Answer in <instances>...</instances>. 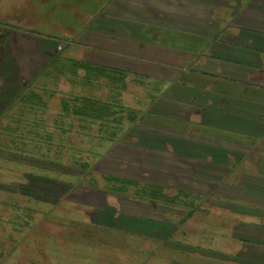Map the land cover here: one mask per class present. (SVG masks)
<instances>
[{
	"label": "crops",
	"instance_id": "crops-1",
	"mask_svg": "<svg viewBox=\"0 0 264 264\" xmlns=\"http://www.w3.org/2000/svg\"><path fill=\"white\" fill-rule=\"evenodd\" d=\"M89 6L60 38L0 22V116L31 95V86L49 90L42 85L51 76L66 87L62 67L70 60L103 70L110 76L92 78L98 86L69 83L76 90L70 95L134 114L100 139L111 151L98 162L106 176L136 182L139 192L153 195L118 194V215L109 204L117 194L104 195L95 209L98 222L90 216L91 223L121 226L173 256L264 264V0H93ZM61 108L63 114V101ZM69 120L70 128L74 120L89 127ZM193 176L208 183L196 184ZM209 192L252 194L218 200L226 205H217L218 216L226 209L230 216H222L232 227L214 239L227 236L236 250L215 251L175 232L200 209L179 200Z\"/></svg>",
	"mask_w": 264,
	"mask_h": 264
},
{
	"label": "rangeland",
	"instance_id": "rangeland-1",
	"mask_svg": "<svg viewBox=\"0 0 264 264\" xmlns=\"http://www.w3.org/2000/svg\"><path fill=\"white\" fill-rule=\"evenodd\" d=\"M89 3L93 0H0V22L33 29L42 37L60 38L74 15L89 8ZM62 71L66 87L51 76L42 85L49 90L31 86L29 90L34 91L26 101L19 99L0 116V264H172L174 260L176 264H227L206 260L198 253L179 255L176 251L173 256L156 246L157 241L125 232L121 226L110 229L91 223L90 216L98 222L95 209L104 203V195L117 194L109 197V204L116 206L117 215L122 213L116 198L120 192L105 180L98 162L111 151L110 145L100 140L97 128L85 130L76 120L70 128L71 120L61 113L62 101H69L75 90L69 83L79 80L70 69ZM63 92H67L65 98ZM128 118L125 113L122 120ZM192 180L201 184L204 178L193 176ZM228 180L233 182L235 177ZM193 195V200H179L200 209L193 220L177 226L178 237L193 235L195 245H208L215 251L236 250L238 245L227 236L214 239L232 227L228 217L222 216H230L229 212L225 209L219 217L217 205L226 206L219 199L248 200L252 194ZM205 233L209 240L201 242Z\"/></svg>",
	"mask_w": 264,
	"mask_h": 264
},
{
	"label": "trees",
	"instance_id": "trees-1",
	"mask_svg": "<svg viewBox=\"0 0 264 264\" xmlns=\"http://www.w3.org/2000/svg\"><path fill=\"white\" fill-rule=\"evenodd\" d=\"M62 65V64H61ZM63 66V65H62ZM63 70L70 69V71L77 76V72L82 69L84 75L79 77L80 84L82 86H94L97 84L95 80L92 78H100V77H109L110 75L105 73L103 70L90 68L86 66L84 63L80 61L70 60L68 63L62 67ZM98 80V79H97ZM100 84H97V86ZM26 96L25 94L20 97V102L23 103L25 101ZM64 111L63 115L69 119L75 118L80 121L89 122V127L86 126L85 130L93 129L94 126H97V136L100 139H104L106 136H110L115 134V130H110L111 125H118L119 122L122 120V117L125 115L126 112L114 104H109L107 102L101 101L99 98L93 96H80V95H70V100H66L63 102ZM113 107V108H112ZM129 120H132L134 114L129 112ZM111 133V134H110ZM108 183H111L112 189L119 191L120 193L126 192L128 189H134L131 194L133 195H153L150 191H144L138 189V183L129 181L126 179H121L118 177L112 176H105V180ZM114 187V188H113ZM125 189V190H124ZM137 189V190H136ZM112 190V191H113ZM130 193V191L128 192Z\"/></svg>",
	"mask_w": 264,
	"mask_h": 264
}]
</instances>
